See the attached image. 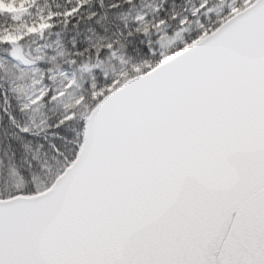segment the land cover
Masks as SVG:
<instances>
[{"label": "snow or ice", "instance_id": "1", "mask_svg": "<svg viewBox=\"0 0 264 264\" xmlns=\"http://www.w3.org/2000/svg\"><path fill=\"white\" fill-rule=\"evenodd\" d=\"M0 264H264V0H0Z\"/></svg>", "mask_w": 264, "mask_h": 264}]
</instances>
